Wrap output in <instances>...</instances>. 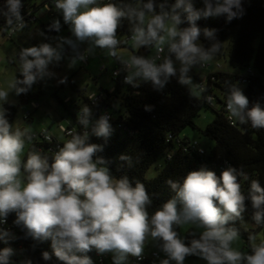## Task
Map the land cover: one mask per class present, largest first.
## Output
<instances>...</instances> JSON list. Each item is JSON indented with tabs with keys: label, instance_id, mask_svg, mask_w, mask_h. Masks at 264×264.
Masks as SVG:
<instances>
[{
	"label": "clouds",
	"instance_id": "clouds-1",
	"mask_svg": "<svg viewBox=\"0 0 264 264\" xmlns=\"http://www.w3.org/2000/svg\"><path fill=\"white\" fill-rule=\"evenodd\" d=\"M63 19L70 25L76 41L88 42L106 51L126 72L124 83L139 87L150 84L161 91L175 77L188 89L189 95L199 99L206 91L203 83H195L190 75L194 68L202 69L221 52L222 43L216 39V29H201V18L221 17L226 22L244 15L242 0H202L197 9L194 0H129L104 3L102 0H55ZM21 0H7L8 13L22 21ZM129 23L128 40L117 36L122 21ZM11 23V20H9ZM186 25V26H185ZM53 27L59 28V21ZM201 36L210 42L205 47ZM65 42L73 44L71 40ZM127 44L129 53L122 51ZM141 48L150 55L137 54ZM62 59L60 47L48 43L25 48L20 53V74L7 88H0V224L15 214L13 223L35 241H51L55 257L62 264H93L88 255L111 253L113 264H123L128 256L142 258L149 240L155 242L166 259L161 264H184L186 257L195 255L207 264H264V239L250 235L251 254L233 247L239 238L238 229L230 226L246 210V197L241 181L249 176L242 170L227 167L220 176L205 167L190 171L181 181L166 183L174 196L149 213L152 199L145 185L135 184L127 176L116 178L109 161L99 156L102 145L89 143L87 129L107 139L112 133L110 117L102 114L94 123L87 105L78 113V123L85 130L75 132L62 142L51 162L32 145L34 135L29 127L12 124L7 119L10 91L17 95L28 92L32 85L45 77H52L49 65ZM70 61V67L77 60ZM63 82V81H61ZM95 98V94L89 97ZM250 101L237 84L226 93L225 111L233 127L250 125L264 129V107ZM51 141V137L45 135ZM122 160L129 159L122 156ZM248 199L254 209L252 219L264 225V187L251 180ZM190 226L191 239L186 242L179 230ZM9 233L0 229V239ZM11 248L0 250V264H9ZM45 261L50 254L42 253ZM23 264H32L30 259Z\"/></svg>",
	"mask_w": 264,
	"mask_h": 264
},
{
	"label": "trees",
	"instance_id": "trees-1",
	"mask_svg": "<svg viewBox=\"0 0 264 264\" xmlns=\"http://www.w3.org/2000/svg\"><path fill=\"white\" fill-rule=\"evenodd\" d=\"M53 2L54 0H21V8H34L35 13H40L45 10L46 4L52 5ZM102 2L119 4L129 0ZM160 2L163 0H157V3ZM172 3L174 0H167L168 5ZM194 6L197 9L202 8V0H194ZM242 6L244 15L231 22H226L223 16L201 18L196 22L201 29H216V39L223 44L221 52L216 57L227 58L233 68L243 71L242 74H236L221 68L208 74L203 82L196 71L192 70L190 72L192 79L197 80V83H203L206 88L199 99L191 97L188 89L180 85L173 77L161 91L154 90L150 84L142 83L139 87H133L121 79H113L114 85L110 88L101 87L98 92H91L103 94V96L99 95L101 98L97 101L89 98L91 93L87 95L84 92H80L81 97L78 100L72 97H66L64 100L58 98V100L72 117L70 126L74 128V133L85 131L78 123V113L82 107L80 100L88 104L92 113V123L100 115L110 114L111 135L107 139L97 137L92 133L90 123L87 129L88 142L102 145L103 150L98 155L109 161L108 166L114 177L127 176L133 185L136 181L145 185L152 199L149 213L154 212L174 196V192L166 183L169 179L182 182L188 172L199 170L201 167L214 171L219 177L224 170L221 166L225 161L229 162L231 167L242 169L249 176L248 181H241L242 192L246 197V210L241 218L230 222V226L237 228L244 243L250 245L248 238L256 232L246 229L244 222H254L252 219L254 209L248 199L251 180H258L261 187H264V129H253L250 125L233 127L227 119L225 105L227 90L231 84H237L248 97L249 107L257 102L264 107V0H242ZM56 17L63 18L62 12L55 17L48 13L45 18L51 21L49 24L42 23L40 17L36 23L24 26L21 30L41 23L46 35L55 34L58 32V29L53 27V20ZM12 19L13 16L8 13V8H4L0 13V35L7 39L12 38L9 37V31L13 26L9 20L12 21ZM129 27L128 21L124 20L118 28L117 36L122 42L128 40ZM200 41L205 47L210 44L203 36ZM227 41H229L228 46H226ZM122 47L128 46L123 44ZM137 54L147 56L150 51L141 48L137 50ZM115 69L122 70L123 67L118 62ZM248 69L254 74L243 82L242 79L246 76ZM210 97L213 100L211 102ZM23 99L25 101L28 99L27 93L23 94ZM3 107L7 110V119L13 124L18 113L17 106L7 102L3 104ZM204 109L213 110L215 117L203 130L197 125V118ZM31 115L30 112V116L25 120H32ZM187 128L199 130L211 138L215 144L210 151L207 152L201 146L205 151L201 154L199 150L191 148L190 141L193 139L182 135ZM65 137L70 138L67 134ZM62 142L55 138L52 141H46L38 135L30 148L34 147L51 162L54 153L62 146ZM122 156L129 159L122 160ZM160 157H164L165 165L155 178L147 179L148 170ZM15 218L14 213L10 214L6 224H0V229L9 233L7 237L0 239V250L4 248L13 250L9 264H23L28 259L32 261V264H62L53 254L50 240L40 242L30 237L26 238L25 232L13 223ZM190 232L187 233L186 242L192 238ZM45 251L51 256L48 261L42 258V253ZM95 253L96 251L93 250L88 255L93 259ZM191 257L200 258L195 255ZM166 258L163 257V259ZM108 260L113 262V256ZM133 260L134 257L128 256L123 264H134ZM161 261L150 260L137 264H161ZM170 264L173 263L170 262Z\"/></svg>",
	"mask_w": 264,
	"mask_h": 264
},
{
	"label": "rangeland",
	"instance_id": "rangeland-1",
	"mask_svg": "<svg viewBox=\"0 0 264 264\" xmlns=\"http://www.w3.org/2000/svg\"><path fill=\"white\" fill-rule=\"evenodd\" d=\"M59 21L58 32L51 35H46L41 23L27 28L25 30H17L13 32V37L7 39L0 35V88H7L8 84L15 78L22 79L20 74V53L23 49L39 46L43 43H48L53 47H60L61 52L66 47L69 35L73 36L70 25L64 22L63 18L56 17L53 20ZM42 23L49 24L48 18H42ZM74 37V36H73ZM77 42V41H76ZM201 42V41H200ZM202 43V42H201ZM83 46L89 48L88 42H82ZM203 44V43H202ZM229 41L226 42L228 46ZM125 55L129 53L128 47H122ZM150 55V54H149ZM74 56H62V59L56 63L49 65V71L54 73L52 77H45L34 83L31 89L26 92L28 99H23V94L17 95L14 91L9 92L8 102L15 104L18 108V113L13 124H18L21 127H29L33 135H39L42 131L48 130L50 134L59 141H64L67 138L65 133L61 131V126H70L72 124V117L58 98L65 99L72 97L78 100L80 92L87 95L91 92H98L101 87L110 88L114 85L113 70L118 64V61L107 55L106 51L100 48H94L91 51V58L88 65H83L79 60L74 66H69L70 61ZM219 62L222 69L227 72L242 74L243 71L233 68L229 60L218 59L217 57L210 64V68H194L193 70L201 77L205 78L208 74L215 70V63ZM63 81V82H61ZM197 83V80H193ZM33 103H38L39 108L35 109ZM81 106L88 104L84 100L79 101ZM74 110V109H73ZM31 112L32 120L24 119V114ZM215 113L211 109H204L197 118V125L200 129H205L206 126L214 120ZM183 136H188L193 140H198L200 145L208 152L214 146V141L205 136L199 130L187 128L182 133ZM31 145H27L25 149L24 158ZM165 165L164 157H160L157 162L148 170L147 179H153L158 174L161 168ZM244 227L248 230H255V235L258 236L256 243L260 239H264V225H256L255 222L245 221ZM196 231L199 235L198 229H192L186 226L180 229V235L186 238L187 233ZM233 247L238 250L251 254L250 245H246L243 239L239 236L238 240L234 242ZM158 251L162 257L165 254L160 251L157 244L149 240L144 248V252L150 253ZM192 256V255H191ZM186 257L184 264H191L192 262L205 263L202 258ZM93 264H99L96 256L92 259ZM104 264H113L111 260H107Z\"/></svg>",
	"mask_w": 264,
	"mask_h": 264
},
{
	"label": "built area",
	"instance_id": "built-area-1",
	"mask_svg": "<svg viewBox=\"0 0 264 264\" xmlns=\"http://www.w3.org/2000/svg\"><path fill=\"white\" fill-rule=\"evenodd\" d=\"M105 1V0H102ZM4 8H7V0H0V13L3 11ZM62 12L61 10L57 9L56 4H55V0L53 2L52 5L46 4L45 5V10L41 11L40 13H35L34 12V8H21V17H22V21L17 22L15 17H13L12 19V28L9 31V37H13V32L17 31V30H21L22 28H24V26L27 25H33L34 23L37 22V20L41 17V18H45L46 15L48 13H50L51 16H54L58 13ZM73 42V44H69L67 43L66 47L63 49L62 51V56H76L78 53L79 54H83L84 55V59L79 60L83 65H88L90 58H91V52H86L85 50L88 49L85 46H82L80 44H78L74 39H69ZM212 65L209 63L208 65H206L204 68H210ZM222 68L220 63H215V70H220ZM213 71V72H214ZM211 72V73H213ZM253 71L248 69L246 76H244V78L242 79L243 82L246 81V79L250 76L253 75ZM126 75V72L122 69H114L113 70V79L114 80H118L121 79L124 81V77ZM203 80V82L206 80L205 78H201ZM93 93H91L90 96H92ZM95 94V98L93 99L94 101H97L99 98H101L100 96H103L102 93H94ZM100 95V96H99ZM209 101H213L212 98L210 97ZM33 106L35 109L39 108V104L38 103H33ZM108 114V113H106ZM109 117L111 118L110 114H108ZM30 116V112H27L24 114V119H27ZM61 131L64 132L65 134L71 136V134L74 133V128L71 126H61ZM42 138L45 139V135L50 136L52 139L51 141L54 139V137L50 134V132L48 130L42 131L39 134ZM38 135H34V138L37 137ZM46 140V139H45ZM48 141V140H46ZM190 147L199 150V152L201 154H204V149L201 147V145L199 144V142L197 140H192L190 141ZM186 150V149H185ZM231 166L229 162L225 161L223 163V165L221 166L222 169H226L227 167ZM6 223L2 224L5 225ZM95 256L98 260L99 264H104L111 256V253H105V254H98L97 252L95 253ZM161 261L163 260V257L160 255L159 252L155 251V252H151V253H144L142 255V258H136L134 257L133 263L137 264V263H144L146 261ZM171 263L175 264L174 261H170Z\"/></svg>",
	"mask_w": 264,
	"mask_h": 264
},
{
	"label": "crops",
	"instance_id": "crops-1",
	"mask_svg": "<svg viewBox=\"0 0 264 264\" xmlns=\"http://www.w3.org/2000/svg\"><path fill=\"white\" fill-rule=\"evenodd\" d=\"M70 38H71V39H74V40L76 41V38L73 37V36H71V35H69L68 40H69ZM77 43L83 46L82 42L77 41ZM85 47H86V46H85ZM100 89H101V88H100ZM100 89H99V90H100ZM155 251H156V250H155ZM203 262H205V263L192 262L191 264H207V262H206L205 260H204ZM188 264H189V263H188Z\"/></svg>",
	"mask_w": 264,
	"mask_h": 264
},
{
	"label": "water",
	"instance_id": "water-1",
	"mask_svg": "<svg viewBox=\"0 0 264 264\" xmlns=\"http://www.w3.org/2000/svg\"><path fill=\"white\" fill-rule=\"evenodd\" d=\"M53 32H56V30L52 29Z\"/></svg>",
	"mask_w": 264,
	"mask_h": 264
}]
</instances>
